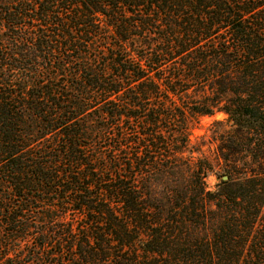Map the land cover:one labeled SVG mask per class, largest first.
<instances>
[{"label":"trees","instance_id":"trees-1","mask_svg":"<svg viewBox=\"0 0 264 264\" xmlns=\"http://www.w3.org/2000/svg\"><path fill=\"white\" fill-rule=\"evenodd\" d=\"M0 264H264V0H0Z\"/></svg>","mask_w":264,"mask_h":264},{"label":"rangeland","instance_id":"rangeland-1","mask_svg":"<svg viewBox=\"0 0 264 264\" xmlns=\"http://www.w3.org/2000/svg\"><path fill=\"white\" fill-rule=\"evenodd\" d=\"M227 118V115L223 112H219L214 116H204L199 121H197L196 128H195V136H200L198 141H201L204 144V153L205 155L210 158L212 161H217L218 158V149L217 143L213 137L215 131L220 129V126L215 125V121L224 120ZM226 123V122H225ZM228 124L226 123L223 128L227 127ZM196 142L197 139L194 138ZM208 185L210 188H215L216 184L218 183L219 179L215 174H210L207 178Z\"/></svg>","mask_w":264,"mask_h":264},{"label":"water","instance_id":"water-1","mask_svg":"<svg viewBox=\"0 0 264 264\" xmlns=\"http://www.w3.org/2000/svg\"><path fill=\"white\" fill-rule=\"evenodd\" d=\"M224 178H226V179H227L228 177H227V176H225Z\"/></svg>","mask_w":264,"mask_h":264}]
</instances>
